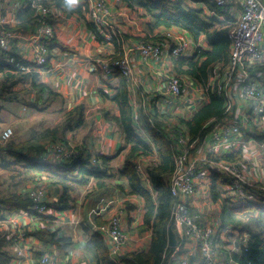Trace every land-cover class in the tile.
Instances as JSON below:
<instances>
[{"label": "built area", "instance_id": "2783aa9c", "mask_svg": "<svg viewBox=\"0 0 264 264\" xmlns=\"http://www.w3.org/2000/svg\"><path fill=\"white\" fill-rule=\"evenodd\" d=\"M83 1L88 2V16L98 34L100 32L108 42L119 41L123 44L121 53L94 55L88 58L96 65L102 81L114 78L117 80L116 84L122 77L129 93L131 85L136 81L137 69L132 61L135 54L137 63L143 68L153 69L159 78L158 86L142 91L140 99L143 100L145 94H151L146 98V102L152 105L153 96H158L160 101L157 104L166 107L171 115L177 113L180 117L182 114V122L188 120L207 102L208 85H214L218 93L223 95L224 113L205 125L208 130L201 140L191 139L185 128L168 125L169 119L164 115L144 114L139 123L131 105L132 125L138 134L150 141L144 134L146 119L153 131L165 138L171 147L173 170L165 178V184L174 199L171 227L174 234L185 239L187 251L181 252V245L176 240L171 249L177 251L174 252L177 256L170 261L174 264H239L232 258L221 259L219 240L222 239L220 244L225 242L224 235L229 232L232 234L230 248L245 250L249 239L248 231L223 225L218 216L206 215L201 219L197 218L193 207H197L196 203L199 202L206 204L215 201L234 207L249 204L264 206V165L259 154L250 151L249 154L242 153L234 160L223 158L244 149L242 141L250 135L249 126L253 125L258 117H264V81L263 77L254 72V66L264 63V0H169L171 3H180L185 9L194 8L207 16L219 19L228 27V63L222 71L218 66L210 71L209 82L205 87L188 74H179L175 70L176 59L189 57L200 49H206L185 30L174 26L161 27L158 35H151L152 39L149 41L137 38L123 39L119 37L120 28L111 16L112 10L108 0ZM51 12L49 8L38 6L37 18L33 21L28 35L31 49L29 63L30 68L35 71L44 69L49 59V44L54 37V29L49 22ZM14 39L12 30L0 28V50L10 51ZM201 95L206 99L201 100ZM150 110L145 111L149 113ZM52 146L54 145L49 144L48 148L46 145L48 153L42 152L41 157L51 160L67 159L75 153L59 146H55L57 151L51 150ZM154 153L158 156L156 151ZM147 157H136L133 167L142 183L148 184L146 170L151 164H147ZM214 173L223 174L226 178L220 186L218 185L220 196L215 201L210 192ZM41 187L43 186H35L28 191L31 208L26 214L30 218L44 210L42 202L45 194ZM110 203L111 201H107L106 206ZM104 205L105 200L100 199L96 206L90 208L88 216H96L105 211ZM46 210L47 208L44 212ZM200 214L207 213L200 211ZM112 215L104 224L97 225L95 234L106 244L109 257L116 261L123 256L124 248L131 239L122 226L125 210H118ZM261 230L264 234V225ZM26 236L27 231L5 235L7 240L13 243L18 239H25ZM144 238V234L139 237ZM57 261L55 255L45 251L35 264H56Z\"/></svg>", "mask_w": 264, "mask_h": 264}, {"label": "trees", "instance_id": "16d2710c", "mask_svg": "<svg viewBox=\"0 0 264 264\" xmlns=\"http://www.w3.org/2000/svg\"><path fill=\"white\" fill-rule=\"evenodd\" d=\"M119 1L124 2L129 9H141L145 12L144 16H148L152 21L151 32L158 27L174 26L185 30L195 41H198L201 36L204 37L209 48L200 49L189 57L176 59L174 67L177 73L188 74L205 87L209 82V73L215 66H218L220 71L226 67L230 44L227 38L228 27L225 22L223 24V21L202 14L195 9H185L179 5L170 7L172 3L169 0ZM38 6L49 9H51L50 6H62L73 12H79L82 8L81 5L73 6L68 0H52L51 3L25 0L21 10L15 14L16 20L20 24L34 21L38 15ZM203 18L210 19L204 20ZM214 22H217L218 26ZM87 27L95 36L100 38L91 22H87ZM0 28L11 30L4 24L0 25ZM148 37L149 34L146 33L145 37H137V39L143 38L147 40ZM10 58L12 59L11 62L9 61ZM23 67H31V64L22 60L12 49L10 51L0 50V99L2 102L15 101L18 98V93H15L14 88L27 79L30 81L31 87L43 88V84L38 82L37 73L33 71L26 72L22 70ZM255 68L263 71L264 63L256 65ZM206 93L207 102L188 120L183 121L191 139L201 140L208 130L205 125L210 120L218 118L224 113V98L222 94L218 93L217 87L208 85ZM111 100L118 107V115L113 118L114 123L123 133L125 139V145L122 150V152H126L123 155L124 165L120 170L118 169L117 177L119 180L125 181L129 190L128 194L137 196L145 205L142 223L136 226L133 231L138 233L150 231L149 243L145 249L126 252L116 261L109 257L106 244L96 234L89 238L86 248L93 254L94 264H165L166 257L172 250L168 245V229L171 226L174 199L165 184L166 176L173 170L171 147L165 138L153 131L146 119L144 120V134L150 138V141H147L146 137L134 130L128 89L122 77L118 79L116 93ZM85 118L82 105L69 109H59L55 124L34 130L30 143L14 144L10 141L5 147V152L11 158L1 157L0 166L4 168L14 165L21 166L23 169H19V171H17V168H10L23 176L21 185L31 183L40 186L41 184L38 183L41 177L35 176H44L42 175L43 171L50 172L47 178L51 181V184L62 188L61 195L55 203L56 208L62 212L64 210L69 211L73 207L72 202H75V200L70 199L69 192L71 190L75 192L78 187H87L92 180H95L96 189L105 188L104 177L110 176L109 173L112 170L110 162L114 157L110 158L101 154L93 157L89 152H86V149L84 150L83 142H79L74 145L76 150V153L72 156L76 158L74 161L70 160V158L64 159V161L58 163L63 170L47 171L49 164L37 162H34V164L27 153L31 152L33 155H37L49 144L69 151L73 148L69 145L70 141L75 137L73 131L85 126ZM74 122L75 124H73ZM68 132H72L71 136L67 134ZM55 146H52L51 150L57 151ZM29 149L31 150L29 151ZM153 151L157 152L158 160L147 167L150 181V188H147L142 184L135 172L133 161L139 155L150 156ZM118 154L120 155L121 152ZM239 157L240 153L223 156V158L228 160H234ZM68 160L69 165L63 163ZM68 169H70L69 173H65ZM213 175L210 192L212 199L217 200L220 195L216 183L217 181L221 183L222 179L218 173ZM11 177H14V175H11ZM120 187L122 188V184ZM30 202L31 199L28 198V192H24L23 189L0 199V221H4L9 213H15L18 209L28 211ZM223 209L224 213L221 220L223 225L238 227L240 230H245L249 233L246 249L242 248L240 255L235 256V260L239 264H264V236L261 230L264 225V206L249 204L238 207H226L223 205ZM252 211L256 212L255 216L252 215ZM43 219L48 223L50 218L46 217ZM95 223L102 225L105 221L96 218ZM31 234L38 237L40 241L52 244L59 250H66L71 245L69 236H57L55 231L49 232L48 227L32 230ZM8 246L9 242L5 241V232L0 229V264H9L10 253L9 249H7ZM76 264L85 263L79 262Z\"/></svg>", "mask_w": 264, "mask_h": 264}, {"label": "crops", "instance_id": "0c3cea01", "mask_svg": "<svg viewBox=\"0 0 264 264\" xmlns=\"http://www.w3.org/2000/svg\"><path fill=\"white\" fill-rule=\"evenodd\" d=\"M24 1L25 0H0V25L4 24L14 32L15 39L12 41V50L14 53L19 55L22 60L30 62L31 49L29 46L28 35L32 29L33 21L27 24H20L15 18L16 12L21 10ZM38 1L51 3L52 0ZM68 1L73 6L81 5L82 8L79 12H73L62 6H50L52 12L49 16V22L53 26L54 37L49 44V59L46 67L42 70L36 71L32 70L30 67L25 70L22 69L26 72H36L38 75V82L43 84V88H41L31 87V83L28 79L23 82V85L26 86L24 88H27V102L25 105L34 107L40 100L46 101V103L48 102L47 105L56 104V110L69 109L77 105H82L85 117L89 118V122L85 118V126L88 128V131L84 134L85 136H83L82 139L84 150L86 149V152H89L93 157L101 154L110 158L114 157V159L118 158L121 163L120 170L124 165L122 150L125 145V139L123 133L114 123L113 118L118 115V107L111 100L112 96L116 93V84L118 86V82L115 84L117 80L115 81L114 78L102 81L96 65L90 62L88 58L94 55L121 53L123 51V44L119 41L108 42L107 40H104L103 35L100 32L99 34L102 38H99L87 27V22H90L88 16V2L83 0ZM108 4L112 10L111 16L120 28L119 37H122L123 39L137 38V36L129 37L134 34L126 31V28L124 27L128 25L126 24V20L124 21V15L125 17L127 16L124 12L127 8L123 2L119 0H108ZM160 31L161 27L156 28L151 32V35H154L155 33L158 35V32ZM146 33L148 32L146 31ZM198 42H200L203 47L205 46L206 49L209 48L204 37L199 38ZM132 61L136 65L137 74L135 83L130 87L128 98L135 114L137 115L136 120L140 123L142 115H153L156 113V115L166 116L169 119L167 122L168 125L173 126L174 128L182 127L186 129L185 124L180 120V117H183L182 114L180 117L176 115L177 113L171 115L166 107L157 104L160 101L158 96L152 95L154 99L152 105L146 102V98L151 94H145L144 99H140V93L142 91L158 86L159 78L153 69L141 67V65L137 63V57L135 54L132 56ZM163 62L166 63V61ZM166 67H168V65ZM254 72L263 77L262 80L264 81V70L261 71L254 66ZM34 88H36V90ZM35 93L37 95H35ZM36 96L38 98H36ZM199 98L201 100L206 99L204 95H201ZM146 109L151 110L149 113H146ZM73 124H75V122ZM252 124L253 125L249 126L250 135L248 138L250 141L246 138L244 140L246 144L244 149L238 150L233 154L240 153L241 156L242 153L249 154L250 151L257 152L260 156L261 163L264 165V117H258ZM120 152L121 154L119 155L118 153ZM149 157L154 163L158 160L154 151ZM221 179L223 181L226 180L223 174H221ZM104 182L105 188L96 189L95 180H92L88 187H84L80 190V193L85 196L84 199L87 202L92 201L93 206H96L100 199L105 200L104 207H106V210L99 215H93L94 217L88 216L90 205L86 206L87 213L81 217L77 213L78 206H76L73 211L70 210L69 213H67L68 211L62 212L58 210L55 203L61 195L62 188L57 185L49 184L53 187L51 192H49L50 203L48 204L49 208L46 216L47 218H50L49 220H59L63 224H68L71 230L66 229L65 231L64 227L54 228L52 230V226H48V230L49 232L55 231L57 236H70L71 245L66 250H59L48 242L40 241L38 237L31 234L32 230L29 229L27 230V236L25 239H18L15 243L9 242V264H35L37 261L36 256L41 255L45 251L57 257L58 261L56 264H76L79 262L94 264L95 259L90 250L86 248V240L95 234L98 225L95 223V219L100 218L102 221L106 222L109 213L113 214L123 208V205H121L123 201L129 203H126L127 207L124 205L125 215L122 219V226L126 233L130 235L131 239L128 245L124 248L123 253L132 250L145 249L149 243L150 231L142 233L133 231L136 226L142 223L145 212L143 201L132 194H128V187L123 180L117 181V187L113 186L111 183L112 181H108V179H104ZM121 184L123 189L120 187ZM142 184L144 186L148 185L147 183ZM218 185L220 186L219 181H217L216 187ZM112 190H114V192L117 191L113 195L115 202L113 203L111 201L112 204L110 203L107 207L106 198L110 197L109 193H111ZM88 204L89 203H87V205ZM196 204L197 207L193 208L194 211L196 210L197 218L201 219L206 215H211L208 208L213 206V208L216 209V214H214V216H218L222 220L224 213L223 205L226 206L224 202L220 203L215 201L212 205L210 203L203 204L200 202ZM85 205L86 204H82L81 206L84 207ZM226 207L232 206L227 205ZM200 211L207 214L202 215L200 214ZM14 214L9 213V218ZM252 215L255 216L256 212L252 211ZM15 218H18L22 223L30 221L26 220V217L19 213L16 214ZM13 225L14 223L8 222V225L4 228L5 235L9 231H14L12 227ZM26 225H28V223L24 226ZM39 226V229H43L41 224H39ZM141 234L145 235L144 239H139ZM225 237L226 241L222 244H220L222 239L219 240L221 259H235V256H239L241 251L236 247L233 249L230 248L229 243L232 240L231 233H225L224 238ZM176 240L181 245L180 247L182 250L180 251L186 252L187 247L185 239L177 234ZM174 252L177 251L172 249L165 264H174V262L170 261L177 256ZM197 255H199L198 252Z\"/></svg>", "mask_w": 264, "mask_h": 264}, {"label": "rangeland", "instance_id": "374dc122", "mask_svg": "<svg viewBox=\"0 0 264 264\" xmlns=\"http://www.w3.org/2000/svg\"><path fill=\"white\" fill-rule=\"evenodd\" d=\"M123 4L126 6V4L124 2H123ZM177 5L181 6L180 3H176V2H172V6H170V5L169 6L174 7ZM126 8L127 9H125L124 13L127 16L125 17V15H124V21L126 20V24L128 26H124V27L126 28V31L134 34V35H131L129 37H134V36H137L138 38L145 37L146 31H147L148 32L147 34H149V37L146 41L151 40L152 37L150 35H151V30H152V27H151L152 21L150 20V18L148 16H144L145 12H143L141 9L133 10V9H129L127 6H126ZM196 11H198V10H196ZM199 12H201V11H199ZM203 19L209 20L210 18H203ZM214 24L216 26H218L217 22H214ZM128 29H130V30H128ZM200 38H203V36H201ZM24 87H26V86H24L23 83H21L20 85H18L14 88L15 93H18V98L15 101L2 102L0 99V158L1 157H6L8 159L11 158V156L6 154V152H5V149H6L5 147L7 146V144L10 141H12L14 144H21L24 142L30 143V141H31L30 139L32 138L34 130L39 129L43 126H47V125L52 126L57 121L58 110H56V108H55L56 104L47 105L48 102L46 103V101L40 100L39 103H36L34 107L25 105L27 102V88H24ZM34 89L36 90V88H34ZM35 95H37V94L35 93ZM36 98H38V97L36 96ZM53 110H56V111H53ZM86 115H89V114H86ZM86 120L89 122L88 117H86ZM87 131H88V128L86 126L80 127L76 131H73L74 132L73 135L75 137L69 143V145L73 147L72 149H70V151L72 153H74V152L76 153L74 145H75V143H79V142L83 141L82 140L83 136H85L84 134L87 133ZM71 133L72 132H68L67 134L69 136H71ZM51 145H53V144H51ZM242 145L246 146L245 142L242 141ZM30 150L31 149H29V151ZM18 151H20V150H18ZM42 152L47 154L48 153L47 148L45 149V147H44L43 150H41L37 155L36 154L33 155L31 152L27 153V155L30 158V160L32 161V163L37 162V163H42V164H49L50 166L48 165L47 171L63 170L58 165V163L60 161H64V159L59 158L58 160H51L47 157H41ZM125 153L126 152H122V156ZM70 160L74 161V157H71ZM63 163H66V165H69V160L65 161ZM148 163L149 164L154 163L153 161H151V158L149 156L147 157V164ZM110 166L112 167L111 173H109L110 176L105 177V179H108V181H112L111 182L112 185L116 186V185H118L117 181H119V179L117 177V173L119 171L118 169L121 167V163L119 162V159L118 158L113 159L110 162ZM10 168L11 169L17 168V171H19V169H21V170L23 169L21 166H17V165L11 166L9 168H4V167L0 166V199L5 198V197H7L8 194L14 193L15 191H18L21 189H23L24 192H28L33 187L36 186V185L31 184V183L26 184V185H21V181H22L23 176L20 175L19 172H15L14 170H11ZM69 171H70V169H68V171H66L65 173H69ZM18 173H19V175H18ZM49 173L50 172L43 171L42 175H44V176H35V177H41L38 184H41L43 186L40 189L43 191V194H45V196L43 198V202H42V206L44 207V210H41V214L33 215V218H30V216L26 214L27 211L21 210V209H18L15 212V214L13 213L14 215L11 216V218H9L10 215H8L4 221H0V229L5 230L4 228L8 225V222H9V223H14V225L12 227H13V229H15V231H9L6 234H9V233L11 234V233L16 232V231H20V232L21 231H27L29 229L38 230L40 227L39 224H41V226L43 228L48 227V224H50V225H52V227H51L52 230L54 228H63V227L65 228L64 229L65 231H66V229L71 230L70 226L68 224H63L59 220H56V221L49 220L48 223H46V220L43 219V218L47 217L46 213H47V210L49 208L48 204L50 203L49 202L50 201L49 200L50 199L49 198V192H51V189L53 187V186L49 185V184H51V181L47 178ZM146 173H147V170H146ZM11 175H14V177H11ZM145 187L150 188V181L148 182V185ZM82 188L83 187H78L75 192L73 190H71L69 192L70 199L75 200V202H72L73 207L70 208L69 211L70 210L73 211L76 208V206H78L79 208L77 210V213L80 217L83 216L85 213H87L86 206L90 205V208L93 207L92 201L87 202L84 199L85 198L84 194L80 193V190ZM116 192H114V190H112V192L109 193L110 197L106 198L107 201H112L114 203L115 199H113L114 198L113 195ZM28 198H29V195H28ZM87 203H89V204L87 205ZM126 203H129V202L123 201L121 204V205H123V208L121 207L123 210H124V205H125V207H127ZM82 204H86V205L84 207H82L81 206ZM210 204L212 205L213 203H210ZM226 206H227V204H226ZM46 207H47V210H46V212H44ZM28 208H31V202H30V206H28ZM31 211H33V210H31ZM69 211L67 213H69ZM89 211L90 210H88V212ZM144 211H145V205H144ZM208 211L211 215L216 214V209L213 208V206L208 208ZM18 213L24 215L26 217V220H30L32 222H30V221L26 222V223L20 222L18 218L17 219L15 218L16 214H18ZM38 215H39V217H38ZM112 216H113L112 213L111 214L109 213L108 220ZM27 223H28V225L24 226ZM27 227H28V229H27ZM52 232H54V231H52ZM262 235L264 236V234H262ZM89 238L86 240V243L88 242ZM70 239H71V237H70ZM5 241H8L7 237H5ZM8 242H10V241H8ZM72 243H73V241H72ZM9 247H10V245L7 247V249H9ZM39 257H40V255L36 256L37 260L39 259ZM166 259H167V257H166ZM74 263H76V262H74Z\"/></svg>", "mask_w": 264, "mask_h": 264}, {"label": "water", "instance_id": "95a60500", "mask_svg": "<svg viewBox=\"0 0 264 264\" xmlns=\"http://www.w3.org/2000/svg\"><path fill=\"white\" fill-rule=\"evenodd\" d=\"M175 243V234L173 233L172 227L170 226L168 229V245L173 248L175 246Z\"/></svg>", "mask_w": 264, "mask_h": 264}]
</instances>
